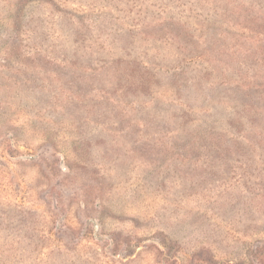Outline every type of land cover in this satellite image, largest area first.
Returning <instances> with one entry per match:
<instances>
[{
  "label": "rangeland",
  "instance_id": "374dc122",
  "mask_svg": "<svg viewBox=\"0 0 264 264\" xmlns=\"http://www.w3.org/2000/svg\"><path fill=\"white\" fill-rule=\"evenodd\" d=\"M264 0H0V264H264Z\"/></svg>",
  "mask_w": 264,
  "mask_h": 264
},
{
  "label": "trees",
  "instance_id": "16d2710c",
  "mask_svg": "<svg viewBox=\"0 0 264 264\" xmlns=\"http://www.w3.org/2000/svg\"><path fill=\"white\" fill-rule=\"evenodd\" d=\"M261 67H263L264 68V64H262V66ZM262 80L264 81V79L262 78ZM264 85V84H263ZM258 89H262V90H264V86H259L258 87Z\"/></svg>",
  "mask_w": 264,
  "mask_h": 264
}]
</instances>
